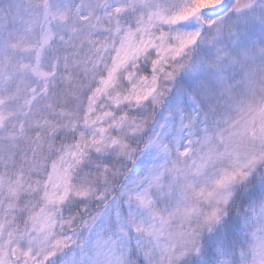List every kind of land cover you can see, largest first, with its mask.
<instances>
[{
	"label": "snow or ice",
	"instance_id": "6c2138e0",
	"mask_svg": "<svg viewBox=\"0 0 264 264\" xmlns=\"http://www.w3.org/2000/svg\"><path fill=\"white\" fill-rule=\"evenodd\" d=\"M0 264H264V0H0Z\"/></svg>",
	"mask_w": 264,
	"mask_h": 264
},
{
	"label": "rangeland",
	"instance_id": "374dc122",
	"mask_svg": "<svg viewBox=\"0 0 264 264\" xmlns=\"http://www.w3.org/2000/svg\"><path fill=\"white\" fill-rule=\"evenodd\" d=\"M225 2L227 3L228 0H225ZM225 11H226V9L222 5L221 8H220V10H209V11H207L205 13V15H207L210 18H215V17L223 16V14H224Z\"/></svg>",
	"mask_w": 264,
	"mask_h": 264
}]
</instances>
